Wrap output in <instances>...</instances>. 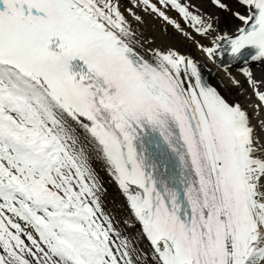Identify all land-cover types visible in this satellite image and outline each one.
Instances as JSON below:
<instances>
[{
  "label": "snow or ice",
  "instance_id": "snow-or-ice-1",
  "mask_svg": "<svg viewBox=\"0 0 264 264\" xmlns=\"http://www.w3.org/2000/svg\"><path fill=\"white\" fill-rule=\"evenodd\" d=\"M0 264H264V0H0Z\"/></svg>",
  "mask_w": 264,
  "mask_h": 264
},
{
  "label": "rangeland",
  "instance_id": "rangeland-1",
  "mask_svg": "<svg viewBox=\"0 0 264 264\" xmlns=\"http://www.w3.org/2000/svg\"><path fill=\"white\" fill-rule=\"evenodd\" d=\"M111 184V183H110ZM106 187H108L109 195L106 197V203L108 204L109 207L114 206L115 204H120L122 203V198L120 199L121 196L114 194L115 192L112 190V188L109 186V184H106Z\"/></svg>",
  "mask_w": 264,
  "mask_h": 264
},
{
  "label": "bare ground",
  "instance_id": "bare-ground-1",
  "mask_svg": "<svg viewBox=\"0 0 264 264\" xmlns=\"http://www.w3.org/2000/svg\"><path fill=\"white\" fill-rule=\"evenodd\" d=\"M189 48H191V46L189 45L188 46ZM191 50H192V52H193V54H195V49L194 48H191ZM220 75H222V72L220 73ZM108 185V184H107ZM109 186L112 188V190L115 192L114 194H116V195H119L118 194V191H117V189H116V187H115V185L114 184H110L109 183ZM122 198V201H123V197H120V199ZM121 201V202H122Z\"/></svg>",
  "mask_w": 264,
  "mask_h": 264
}]
</instances>
